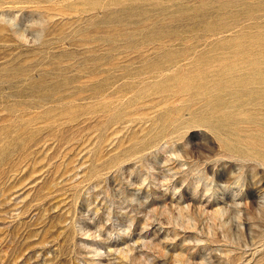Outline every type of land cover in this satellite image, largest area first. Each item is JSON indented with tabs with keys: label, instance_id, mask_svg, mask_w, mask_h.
Wrapping results in <instances>:
<instances>
[{
	"label": "rangeland",
	"instance_id": "obj_1",
	"mask_svg": "<svg viewBox=\"0 0 264 264\" xmlns=\"http://www.w3.org/2000/svg\"><path fill=\"white\" fill-rule=\"evenodd\" d=\"M0 264H264V0H0Z\"/></svg>",
	"mask_w": 264,
	"mask_h": 264
}]
</instances>
